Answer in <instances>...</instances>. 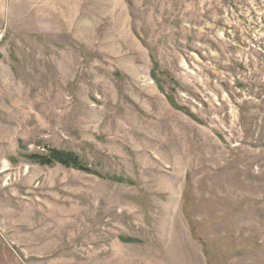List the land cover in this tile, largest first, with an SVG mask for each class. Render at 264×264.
<instances>
[{
  "label": "rangeland",
  "instance_id": "obj_1",
  "mask_svg": "<svg viewBox=\"0 0 264 264\" xmlns=\"http://www.w3.org/2000/svg\"><path fill=\"white\" fill-rule=\"evenodd\" d=\"M0 264H264V0H0Z\"/></svg>",
  "mask_w": 264,
  "mask_h": 264
},
{
  "label": "trees",
  "instance_id": "obj_2",
  "mask_svg": "<svg viewBox=\"0 0 264 264\" xmlns=\"http://www.w3.org/2000/svg\"><path fill=\"white\" fill-rule=\"evenodd\" d=\"M31 162L39 166L52 167L60 165L66 168H72L79 171L89 172L81 160L72 152L59 150L56 148H46L43 153L31 154L29 157ZM112 180H114L112 178ZM128 241H131L128 239Z\"/></svg>",
  "mask_w": 264,
  "mask_h": 264
}]
</instances>
